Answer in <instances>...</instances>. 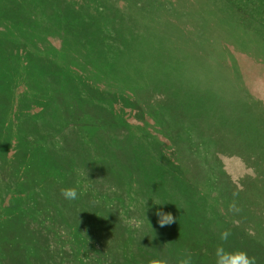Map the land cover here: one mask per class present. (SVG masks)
Wrapping results in <instances>:
<instances>
[{"label":"rangeland","instance_id":"obj_1","mask_svg":"<svg viewBox=\"0 0 264 264\" xmlns=\"http://www.w3.org/2000/svg\"><path fill=\"white\" fill-rule=\"evenodd\" d=\"M17 233L33 264L221 243L264 264V0H0V245Z\"/></svg>","mask_w":264,"mask_h":264},{"label":"clouds","instance_id":"obj_2","mask_svg":"<svg viewBox=\"0 0 264 264\" xmlns=\"http://www.w3.org/2000/svg\"><path fill=\"white\" fill-rule=\"evenodd\" d=\"M61 195L66 200H75L78 198L77 190L73 187L64 188L61 190ZM231 210L233 212H238L239 209L235 204L231 205ZM155 215L158 217L157 223L159 227H166L175 222V218L171 213L163 212L157 210ZM231 232L229 230H224L220 233L219 239L222 242H227ZM215 261L214 264H256V257L250 256L244 250H228L224 243L217 245L214 250ZM178 264H193L192 257L190 253L185 254L179 261Z\"/></svg>","mask_w":264,"mask_h":264},{"label":"trees","instance_id":"obj_3","mask_svg":"<svg viewBox=\"0 0 264 264\" xmlns=\"http://www.w3.org/2000/svg\"><path fill=\"white\" fill-rule=\"evenodd\" d=\"M107 33H108L107 40L110 44L112 43L111 45L114 46L115 49L118 48V50H119V49H121V47L123 48V46H120L118 44L117 35H116V33L112 27H110V30H109V27L107 28ZM107 47L108 46L106 45L105 46L106 49H104V48L103 49L107 51ZM109 50H111V49H109ZM123 170L125 173L129 172L126 169H123ZM145 173L146 174H143L144 178H143V175L141 177V182H148V178H149V182H150V179L152 178L153 173L150 174L149 171H145ZM151 182H153V180ZM20 235H21L20 233H17L16 235L14 234V237H12L9 240L6 237H3V239L5 240V245H3V244L0 245V248H1V250H0V264H2L3 259H8V260L12 261L14 264H33L32 262H30L32 260V257H33L32 248H28L25 245H23V242H21L18 238V237H20ZM108 250H110L112 252L113 257L116 260L119 259L122 262V256H121L122 253H121V255H119L114 250H111L109 248H108ZM118 251H122V247L117 248V252ZM28 254L30 255L29 257H28ZM35 264H42V262H36Z\"/></svg>","mask_w":264,"mask_h":264}]
</instances>
